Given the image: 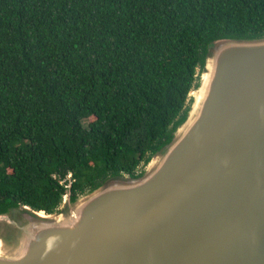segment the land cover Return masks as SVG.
I'll list each match as a JSON object with an SVG mask.
<instances>
[{"label":"trees","instance_id":"16d2710c","mask_svg":"<svg viewBox=\"0 0 264 264\" xmlns=\"http://www.w3.org/2000/svg\"><path fill=\"white\" fill-rule=\"evenodd\" d=\"M261 36L264 0H0V211L138 175L207 44Z\"/></svg>","mask_w":264,"mask_h":264},{"label":"water","instance_id":"95a60500","mask_svg":"<svg viewBox=\"0 0 264 264\" xmlns=\"http://www.w3.org/2000/svg\"><path fill=\"white\" fill-rule=\"evenodd\" d=\"M185 115L136 176L0 211V264H264V36L206 46Z\"/></svg>","mask_w":264,"mask_h":264},{"label":"rangeland","instance_id":"374dc122","mask_svg":"<svg viewBox=\"0 0 264 264\" xmlns=\"http://www.w3.org/2000/svg\"><path fill=\"white\" fill-rule=\"evenodd\" d=\"M144 164L141 163L140 166L137 169V173H141L143 171Z\"/></svg>","mask_w":264,"mask_h":264}]
</instances>
